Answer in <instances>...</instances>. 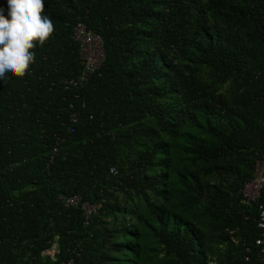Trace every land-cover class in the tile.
<instances>
[{"label": "trees", "instance_id": "1", "mask_svg": "<svg viewBox=\"0 0 264 264\" xmlns=\"http://www.w3.org/2000/svg\"><path fill=\"white\" fill-rule=\"evenodd\" d=\"M44 4L52 38L0 81V264H261L239 189L264 158V0ZM79 21L104 59L72 87Z\"/></svg>", "mask_w": 264, "mask_h": 264}, {"label": "clouds", "instance_id": "2", "mask_svg": "<svg viewBox=\"0 0 264 264\" xmlns=\"http://www.w3.org/2000/svg\"><path fill=\"white\" fill-rule=\"evenodd\" d=\"M0 7V81L23 79L36 63L37 46L43 47L55 31L43 15L44 0H6Z\"/></svg>", "mask_w": 264, "mask_h": 264}, {"label": "built area", "instance_id": "3", "mask_svg": "<svg viewBox=\"0 0 264 264\" xmlns=\"http://www.w3.org/2000/svg\"><path fill=\"white\" fill-rule=\"evenodd\" d=\"M71 39L76 43L77 60L80 65L78 74L64 79L62 82L66 86L76 87L88 80L100 67L104 59L103 42L101 37L89 31L81 21L77 22L72 28ZM55 149L53 148V152ZM110 173H115L113 168ZM239 193L242 203L246 205H255L257 215L255 225L258 230V236L254 239L258 261L264 264V158L255 162L252 177L241 185ZM64 207L77 209L80 211L84 221L96 212L99 205L82 201L79 196H67L61 199ZM249 249H246L248 252ZM68 264V263H60Z\"/></svg>", "mask_w": 264, "mask_h": 264}, {"label": "rangeland", "instance_id": "4", "mask_svg": "<svg viewBox=\"0 0 264 264\" xmlns=\"http://www.w3.org/2000/svg\"><path fill=\"white\" fill-rule=\"evenodd\" d=\"M52 253H53V249H50L49 251H47V252L45 253V256H47V257H51Z\"/></svg>", "mask_w": 264, "mask_h": 264}]
</instances>
